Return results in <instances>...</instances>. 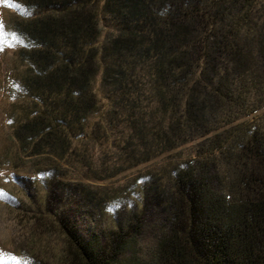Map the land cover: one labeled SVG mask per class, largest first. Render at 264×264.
Instances as JSON below:
<instances>
[{
    "label": "trees",
    "instance_id": "trees-1",
    "mask_svg": "<svg viewBox=\"0 0 264 264\" xmlns=\"http://www.w3.org/2000/svg\"><path fill=\"white\" fill-rule=\"evenodd\" d=\"M0 113V168L33 159L94 204L89 182L166 161L141 186L164 218L150 248L35 210L49 264H264V0H0Z\"/></svg>",
    "mask_w": 264,
    "mask_h": 264
},
{
    "label": "rangeland",
    "instance_id": "rangeland-1",
    "mask_svg": "<svg viewBox=\"0 0 264 264\" xmlns=\"http://www.w3.org/2000/svg\"><path fill=\"white\" fill-rule=\"evenodd\" d=\"M5 126L4 116L0 113V156L4 151L6 156L14 152L13 141ZM189 150V147L184 148L179 155H186ZM30 160L33 159L23 158L14 170L0 168V264H27L34 258L49 264L58 255L60 237L50 229H37L31 223L35 210H44V216L59 211L70 215L81 234H96L102 240L110 232L138 225L141 227L140 251L153 245L163 228L164 218L157 201L145 199L141 186L145 183V171H157L166 161L128 171L115 179L89 182L90 187L103 197V201L94 204L89 198L74 196L68 191L66 184L69 182L65 176L58 177L60 183L50 189L38 178V169ZM80 176L86 184L87 180ZM23 189H27L28 196Z\"/></svg>",
    "mask_w": 264,
    "mask_h": 264
}]
</instances>
